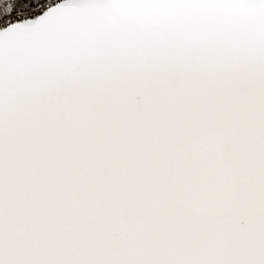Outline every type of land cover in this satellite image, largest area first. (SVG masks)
Segmentation results:
<instances>
[{"label":"snow or ice","instance_id":"6c2138e0","mask_svg":"<svg viewBox=\"0 0 264 264\" xmlns=\"http://www.w3.org/2000/svg\"><path fill=\"white\" fill-rule=\"evenodd\" d=\"M0 264H264V0H0Z\"/></svg>","mask_w":264,"mask_h":264}]
</instances>
